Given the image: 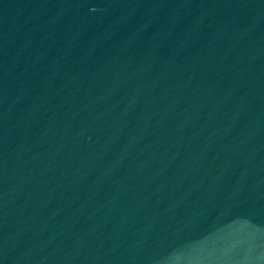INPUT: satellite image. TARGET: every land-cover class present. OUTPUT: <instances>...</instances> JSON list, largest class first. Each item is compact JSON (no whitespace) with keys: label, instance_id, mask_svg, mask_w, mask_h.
I'll use <instances>...</instances> for the list:
<instances>
[{"label":"water","instance_id":"95a60500","mask_svg":"<svg viewBox=\"0 0 264 264\" xmlns=\"http://www.w3.org/2000/svg\"><path fill=\"white\" fill-rule=\"evenodd\" d=\"M0 264H264V0H9Z\"/></svg>","mask_w":264,"mask_h":264}]
</instances>
